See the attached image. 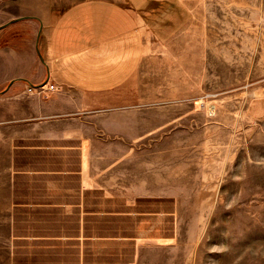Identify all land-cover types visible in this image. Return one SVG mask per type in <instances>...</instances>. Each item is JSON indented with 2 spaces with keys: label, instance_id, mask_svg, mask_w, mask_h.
Masks as SVG:
<instances>
[{
  "label": "rangeland",
  "instance_id": "374dc122",
  "mask_svg": "<svg viewBox=\"0 0 264 264\" xmlns=\"http://www.w3.org/2000/svg\"><path fill=\"white\" fill-rule=\"evenodd\" d=\"M48 1L55 14L70 0ZM185 1L191 23L99 110L133 121L126 137L90 145L114 213L88 221L86 236L71 218L46 230L64 239L19 240L16 264H264V0ZM24 23L0 29V47L44 55L37 24ZM18 217V232L33 228Z\"/></svg>",
  "mask_w": 264,
  "mask_h": 264
},
{
  "label": "crops",
  "instance_id": "0c3cea01",
  "mask_svg": "<svg viewBox=\"0 0 264 264\" xmlns=\"http://www.w3.org/2000/svg\"><path fill=\"white\" fill-rule=\"evenodd\" d=\"M8 1L0 12L22 19L3 30L36 23L46 50L33 56L23 46L0 47L6 93L0 101V264H16L19 240L31 248L40 240L64 239V232L46 230L65 227L71 218L77 235L86 236L88 221L114 213L104 210L117 197L104 193L103 168L96 167L102 156L92 157L90 145L118 137L112 132L126 137L133 121L100 112L111 105L103 100L127 85L152 48L192 21L185 0H70L55 14L48 0ZM46 81L58 88L39 95L27 91ZM21 214L33 224L24 233L18 232ZM121 235L135 240L138 233Z\"/></svg>",
  "mask_w": 264,
  "mask_h": 264
},
{
  "label": "built area",
  "instance_id": "2783aa9c",
  "mask_svg": "<svg viewBox=\"0 0 264 264\" xmlns=\"http://www.w3.org/2000/svg\"><path fill=\"white\" fill-rule=\"evenodd\" d=\"M57 88L58 87L53 82L46 81L44 83H40L37 85L28 86L27 91L36 92V93H44L46 91H52Z\"/></svg>",
  "mask_w": 264,
  "mask_h": 264
},
{
  "label": "water",
  "instance_id": "95a60500",
  "mask_svg": "<svg viewBox=\"0 0 264 264\" xmlns=\"http://www.w3.org/2000/svg\"><path fill=\"white\" fill-rule=\"evenodd\" d=\"M20 19H22V17H18V18L11 19L10 21H8V22H6V23L0 25V29L3 28V27H5V26H7V25H9L10 23H13V22H15V21H18V20H20Z\"/></svg>",
  "mask_w": 264,
  "mask_h": 264
},
{
  "label": "flooded vegetation",
  "instance_id": "af4514ba",
  "mask_svg": "<svg viewBox=\"0 0 264 264\" xmlns=\"http://www.w3.org/2000/svg\"><path fill=\"white\" fill-rule=\"evenodd\" d=\"M4 28V27H3ZM3 28H1V29H3Z\"/></svg>",
  "mask_w": 264,
  "mask_h": 264
}]
</instances>
